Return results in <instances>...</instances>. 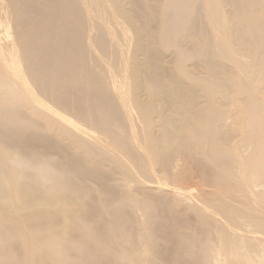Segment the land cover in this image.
I'll return each instance as SVG.
<instances>
[{
    "label": "bare ground",
    "instance_id": "obj_1",
    "mask_svg": "<svg viewBox=\"0 0 264 264\" xmlns=\"http://www.w3.org/2000/svg\"><path fill=\"white\" fill-rule=\"evenodd\" d=\"M159 1L0 0V264H264V0Z\"/></svg>",
    "mask_w": 264,
    "mask_h": 264
},
{
    "label": "rangeland",
    "instance_id": "obj_2",
    "mask_svg": "<svg viewBox=\"0 0 264 264\" xmlns=\"http://www.w3.org/2000/svg\"><path fill=\"white\" fill-rule=\"evenodd\" d=\"M161 2H162V0H160L159 1V3L161 4ZM227 10L229 9V6H227V8H226ZM95 16L94 15H92V13L91 14H89V16H88V21H90V23H88V26H90V33L92 34V33H94L93 35H95V34H97L98 33V30H97V28H96V26L94 25V24H92V23H94L95 22ZM91 24V25H90ZM139 25H141V24H139ZM126 27H128V26H126ZM151 28V27H150ZM114 30H116V28L114 27L113 28ZM97 30V31H96ZM92 31H94V32H92ZM95 31L97 32V33H95ZM153 34H158V28L156 27V28H153V29H151L150 30ZM115 32H118V30L117 31H115ZM116 34H118L119 35V33H116ZM130 34V33H129ZM132 34V33H131ZM130 34V35H131ZM134 36V37H133ZM133 36H131L130 38V40L128 41V42H126L127 43V46H128V50H130V51H134L133 50V46H135L133 43H131V42H135L134 40H133V38H135V34H133ZM128 38H129V36H128ZM198 38H199V35H196V36H194V38H193V40L192 41H190V38H188V37H181V38H179L178 39V41H179V43L180 44H182L184 47H187V49H189V45L193 42V41H195L196 40V43L195 44H197V46H201V42L198 40ZM133 40V41H132ZM133 44V45H132ZM148 43L146 42L145 43V46L147 45ZM202 44L204 45L205 44V42H202ZM163 44L160 42V41H157V42H154V43H152V45H151V47L152 48H154V49H156V51H157V53H158V56L162 59V62H161V64H162V66L164 67V72H174V73H176L178 76H181V74L179 75L178 73H177V71H178V69L176 68V66H175V64H174V60H175V55H174V49L173 48H166V47H163L162 46ZM133 47V48H132ZM132 48V49H131ZM89 49L92 51V52H96L98 55H103V60L104 61H107V59H108V57L110 56V54H101L98 50H97V48H96V46L94 45V44H91L90 43V47H89ZM136 49H138L137 47H136ZM137 54L139 55V58H140V60H139V62L141 63V66H142V69L143 70H146V66H145V63H146V61L147 60H145V58H147L146 57V54H144V51H138L137 52ZM131 56H133L132 54H125L124 56H123V61H128L129 60V57H131ZM246 60H247V58H246ZM225 64H226V66H233V64L231 63V62H228V61H226L225 62ZM106 67H109V65H106ZM189 68H191V69H194V67H192V66H189ZM231 68H234V66L233 67H231ZM206 71V69L205 68H203L202 69V71ZM126 81L127 82H129V81H131V78L129 77V75H127L126 76ZM187 82L188 83H193V81H191V80H187ZM143 95H144V98H147V93L144 91L143 92ZM158 97H156V96H154V99H152L153 100V103L155 104V105H158L157 103L158 102H155L154 100L155 99H157ZM94 102H96V101H93V103ZM160 107H162L161 105H160ZM123 111V110H122ZM125 112V111H124ZM136 119V118H135ZM42 121H44V120H42ZM136 121L139 123V121L136 119ZM127 122H129L128 120H126V123ZM137 124V123H136ZM139 124H137L136 126H138ZM140 125L142 126V124L140 123ZM140 125L137 127V128H140ZM188 165H190V163L188 164ZM195 165V166H194ZM192 168H193V170H192V168L191 167H189V166H187V172L189 173V175H187L188 173H186V175L184 176V178L183 179H185V180H183V181H180V182H182L181 184H183V186L185 185L186 187H189L190 189H193V190H195V192L193 191V193L194 194H200V196L198 195H196V197H193L194 199L192 200V199H190V200H192V201H190V200H188V201H185L184 203H182L181 204V206L179 207V209L181 210H179L180 211V213L181 214H183L184 215V210L187 212V210H186V208L188 207H186L185 205H187V203L188 204H190V203H196L195 201H200V202H202L201 201V199L203 200V198L201 197V196H203V194H201V193H203L202 192V190H203V188H204V190H205V192L207 191V192H209V193H212V192H214L215 190V188H214V186L212 187V186H210V185H207V186H205V185H203L202 183V181H204V180H202L201 179V177L203 178V176H204V170H200V167H198L197 168V165L195 164V163H191V165H190ZM190 168V169H189ZM191 172V174H190V172ZM199 172V173H198ZM196 175H194V174ZM193 174V175H192ZM203 175V176H199V175ZM189 176V177H188ZM186 177V178H185ZM192 178V179H191ZM197 180V181H196ZM176 182H178V181H176ZM176 182H175V184H176ZM186 182V183H185ZM200 183H201V185H200ZM181 184H179L178 183V185H180L181 187H183ZM197 185V186H196ZM202 185H203V187H202ZM193 186H195V187H193ZM205 186V187H204ZM210 186V187H209ZM185 187V188H186ZM202 188V189H201ZM206 188V189H205ZM213 189V190H212ZM208 190H212V192L211 191H208ZM199 192V193H198ZM195 196V195H194ZM210 197V196H209ZM208 197V195H207V197L206 198H209ZM200 200H199V199ZM196 199V200H195ZM195 200V201H194ZM194 201V202H193ZM191 204V205H192ZM188 209V208H187ZM183 210V211H182ZM185 212V213H186ZM186 215H187V217H188V214L186 213ZM189 218H191L192 220H193V222L195 223V217H192V216H190ZM188 218V219H189ZM189 222H191V223H193L191 220L189 221Z\"/></svg>",
    "mask_w": 264,
    "mask_h": 264
}]
</instances>
